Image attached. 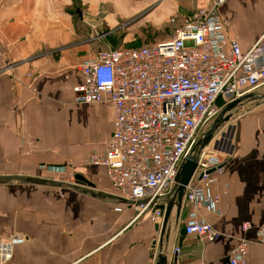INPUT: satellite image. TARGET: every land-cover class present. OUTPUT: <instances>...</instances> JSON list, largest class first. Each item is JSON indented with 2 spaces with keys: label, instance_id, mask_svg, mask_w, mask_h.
I'll list each match as a JSON object with an SVG mask.
<instances>
[{
  "label": "crops",
  "instance_id": "obj_1",
  "mask_svg": "<svg viewBox=\"0 0 264 264\" xmlns=\"http://www.w3.org/2000/svg\"><path fill=\"white\" fill-rule=\"evenodd\" d=\"M195 4L0 0V66L12 64L0 73V236L27 238L7 264H156L155 223L135 220V210L115 195L106 167L86 162L93 152L104 154L113 108L107 102H77L74 88L83 83L81 62L124 41L121 19L166 32L171 17L182 24ZM220 11L228 35L237 37L243 50L264 34V0H227ZM146 35L150 41L170 38ZM233 113L235 149L213 186L222 196L221 216L205 215L221 236L209 242L186 235L190 206L184 202L170 218L168 251L182 249L176 264H230L240 239L253 238L264 221V99ZM77 173L95 185L77 181ZM246 221L254 227L245 233ZM248 261L264 264V245L251 244Z\"/></svg>",
  "mask_w": 264,
  "mask_h": 264
},
{
  "label": "built area",
  "instance_id": "obj_2",
  "mask_svg": "<svg viewBox=\"0 0 264 264\" xmlns=\"http://www.w3.org/2000/svg\"><path fill=\"white\" fill-rule=\"evenodd\" d=\"M226 1L196 0L170 38L145 47L110 48L80 64L83 83L74 88L75 100L107 102L114 113L104 154L93 152L86 162L106 167L115 195L135 210V220L148 218L161 227L178 172L196 153L203 130L229 103L251 93L264 94V34L243 50L239 39L227 33L220 11ZM11 67L0 66V73ZM234 133L230 120L199 154L184 194L190 206L183 224L186 235L209 242L221 236L205 215L221 216L222 196L213 186L234 152ZM49 169L64 172L63 167ZM253 227L250 221L242 225L245 233ZM255 229L253 238L240 239L230 264H249L251 244L264 245V221ZM26 241L22 234L0 236V264H7L16 246ZM159 242L160 232L153 241L155 250ZM181 250L169 252L168 264H176Z\"/></svg>",
  "mask_w": 264,
  "mask_h": 264
},
{
  "label": "water",
  "instance_id": "obj_3",
  "mask_svg": "<svg viewBox=\"0 0 264 264\" xmlns=\"http://www.w3.org/2000/svg\"><path fill=\"white\" fill-rule=\"evenodd\" d=\"M78 14H81V11H78ZM264 94H256L251 93L245 95L237 100L229 103L220 113V115L213 121L211 128L205 132L202 137L199 139L198 144L195 147L196 153L191 154L185 162L182 164L181 169L178 172L176 178V185L173 189V192L169 195V199L166 206L165 218L162 226L159 224L155 225V229L160 232V242L158 245V254L156 264H168V256L169 251L168 247L170 245V236L172 234V223H171V215L173 210L176 208L178 214H180L183 204H184V194L187 185L190 183L193 174L196 170L199 161L200 152L206 148L212 141L215 132L225 123L229 122L233 116V111L245 104L248 101H257L263 100ZM75 179L79 182L86 183L88 185L94 186L95 184L91 182L88 178L84 176V174L77 173L75 174ZM30 179V178H28ZM34 181H42V180H34ZM46 181V180H45ZM156 246V245H154ZM177 262V258L175 259Z\"/></svg>",
  "mask_w": 264,
  "mask_h": 264
},
{
  "label": "rangeland",
  "instance_id": "obj_4",
  "mask_svg": "<svg viewBox=\"0 0 264 264\" xmlns=\"http://www.w3.org/2000/svg\"><path fill=\"white\" fill-rule=\"evenodd\" d=\"M193 9L189 8L187 16H190V14L192 13ZM168 10L171 11L172 9L169 8ZM171 19H172V17H171ZM171 19H170V22H168L166 24L165 28H168V29H166L167 30L166 32H162L161 30L157 29L156 27H154L153 25H151L149 23H144V24H146V26L143 25L144 27H138V26H140L139 25L140 23L139 24H132L133 22L131 23L128 20L125 21V20L121 19V25H125V27H123V32H122V35H121L122 37L121 38L125 42L122 41L121 44L115 43L113 45V47L114 48H138V47L150 46L151 44H154V43H157L159 41L165 40V39H156V38H154L152 41H150V39H146L145 37L147 36L146 33H151V35L153 33L154 34H157V33L162 34L163 33V34L168 35V37L171 36L173 34L174 30L176 29V27L181 25V24H177V23H172ZM131 32H133V36L131 35V36H129L130 39L129 38L126 39L127 35L130 34ZM211 126H212V123L209 124L203 130L202 133L204 134L205 132H207L211 128ZM24 147H26V146H24ZM44 167L46 168V166H44Z\"/></svg>",
  "mask_w": 264,
  "mask_h": 264
}]
</instances>
